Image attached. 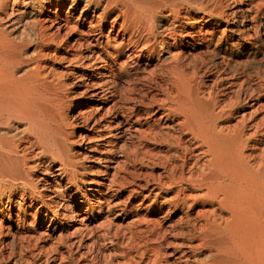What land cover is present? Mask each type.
<instances>
[{
	"label": "bare ground",
	"instance_id": "1",
	"mask_svg": "<svg viewBox=\"0 0 264 264\" xmlns=\"http://www.w3.org/2000/svg\"><path fill=\"white\" fill-rule=\"evenodd\" d=\"M212 70L228 102L200 80ZM167 119L168 147L184 133L198 154H164L141 193L159 154L114 168V151L128 131L146 153ZM114 208L131 215L127 261L151 228L148 264H264V0H0V264H95ZM176 212L190 227L173 258Z\"/></svg>",
	"mask_w": 264,
	"mask_h": 264
},
{
	"label": "rangeland",
	"instance_id": "2",
	"mask_svg": "<svg viewBox=\"0 0 264 264\" xmlns=\"http://www.w3.org/2000/svg\"><path fill=\"white\" fill-rule=\"evenodd\" d=\"M206 62H208V61L205 60L204 63H206ZM220 76L221 75L218 72H215V71L212 70V71H210V73L209 72L208 73L205 72L204 74L202 73L201 76H200V80L203 81L207 85V87L210 88L212 90V92H214L217 95V97L224 99V103H225V102H228L227 101L228 98L224 97V96L222 97L221 90L217 88V84L224 83L226 81V78L225 79L223 78V79L220 80V78H219ZM166 121H167L166 122L167 124H165L162 127L159 126V124L158 125L157 124L154 125V127H155V129H156V131L158 133L154 136V138L149 139L148 141L145 142L146 153H144V151L141 150V148H136L135 150H132V147H131V140H132L131 139V135L133 134V132H128V131H126L125 133H129V134H125L126 136L124 138V141H121L122 144L119 142L118 146L116 147V149L114 151V154H118L120 156V157H118V156L116 157L117 162L114 165V168H116V165H118V164L121 165V164H123L125 162V161L122 160V158L125 159L127 157L131 161V159L133 160L136 155H138V160H140L139 159V158H141L140 154H147V152H148V154H159V155L161 154L160 156L159 155L158 156L157 155L156 156L153 155V156L150 157L149 161H144V166L142 168H140L139 165L137 166V167H139L141 169L142 172L139 174V176H137L135 178L136 179L135 180L136 184L138 182V184H137L138 186L136 185L135 187L141 193H146L145 189L146 188L148 189V187L150 188V186L153 183V181L155 180V178H157L158 173L161 172L160 169L164 165H167L168 160H167L166 157H165L166 159L164 158V154H176V153L177 154H198L197 153L198 150L195 149L194 146L188 141V136H186L187 134H184V133L180 135V136H182L181 137L182 144H181V146L178 149L177 148H173L171 145L168 147V145L166 143L167 135H169V136L175 135V134H178L179 131L177 130V127H175V125L173 124V123H175L174 120L167 119ZM175 128H176L177 131L175 130ZM173 132H174V134H173ZM170 133H172V134H170ZM163 139H164V141H163ZM188 143H190V144H188ZM100 147H103L102 144H101ZM171 147H172L173 150L171 149ZM102 150H100L101 153L97 152L95 150H89L88 152L86 151L87 152L86 154H108L107 151H104L105 149L103 151ZM134 154H135V156H134ZM135 159H137V156H136ZM165 160H167L166 164L164 162ZM106 161L107 160H105V161L101 160V161L98 162L99 164H97V165H100L102 163H106ZM161 161L164 162V163H162ZM89 162H90V159H89ZM145 162H146V164H145ZM146 170H152L153 173H154V174H152L153 177L152 176L143 175V172H145ZM111 171H113V170H110V172ZM85 172H86L85 173V180L87 182V180H88L87 178L89 176V173H91V172L88 169ZM141 174L143 176H141ZM161 179L162 180L163 179L166 180V178L163 177V176L161 177ZM127 194L128 193L126 192V190H124V192L121 193V195H123L122 199H124V202L126 203V206H128V207L129 206L131 207V205L133 203L134 204L139 203V201H141V199H142L140 194H135L136 196L135 195H130L129 197L127 196ZM176 214H177V212L173 213V214H170L171 216L168 218L169 220H171L172 225L174 224L173 226L172 225L171 226L168 225L166 227L167 223L164 224V226L166 228H168L170 232L169 233L166 232L164 234L165 238H163L164 241H162L163 242V245H162L163 248L162 249L167 251L168 255L172 254L173 258L179 255V253H180L179 251L187 250L186 244H185L186 240L183 239V236L186 234L185 232L188 230V227H190L189 222H187V221L178 222ZM106 218L116 222V224H117V226H115V227H118V228L116 229V233L114 234V238L117 240V243L115 245H113V246H109L108 239L106 237H104L101 233L98 234L99 231L102 230V228H97V229L95 228L94 229L93 226H91L92 230L94 229L93 230V236L95 237V243L94 244L96 245V247L94 246L93 249L91 248V252H93V254L96 257L95 261L97 260L95 262V264L96 263L97 264H148L151 261V259H150V258H152L151 256H153L154 253L157 255V253H156L157 250L154 249L155 247H153V245H155V242L157 241V239L154 236V234L151 232L152 231V230H150L151 228H145V229H142L140 231L142 233L141 236H140L141 239L139 241L137 240L138 242L141 241L140 242L141 245L137 241H135V243L137 245L138 244L139 245L136 246L135 248L132 247V248H134V251H133L132 248H130V250H129L130 256L129 257L131 258V260L128 257V261H127L125 258H123V256L121 255V253H120L118 248L121 245V243L125 241L126 237L128 236V233H129V231L131 229L130 228V224H129L130 223V219H131V215L128 212H125V214H123V213L119 212L117 208H114V209H111L110 211L109 210L105 211L100 219L102 221H104ZM191 221L195 222L196 224L198 222L197 219L194 218V217L191 218L190 224L192 223ZM85 222L90 224V225L92 224L91 220H89V218L84 220V223ZM112 229H114V228H112ZM146 229L149 230L150 234H149V232H147ZM171 231L175 232V233L173 234ZM152 235H153V237H152ZM146 236H148V238ZM142 237H144V238H142ZM151 237H152V239L154 237L155 238L152 240ZM142 239H144V240H142ZM146 239H147V241H146ZM53 240H55L54 237H53ZM99 241H101V242H99ZM183 244H185V245H183ZM97 245L98 246L100 245V246L97 247ZM151 245H152L153 248L151 247ZM96 248H98V251L96 250ZM141 249H143V250H141ZM152 249H153V251H152ZM154 250H156V251H154ZM155 254H154V256H155ZM170 255H169V257H170ZM173 258H170V259H173ZM175 259H178V258H175ZM123 260L125 261V263L123 262ZM176 261H178V260H176ZM188 261L190 263V260H188ZM178 264H183V263H182L181 260H179Z\"/></svg>",
	"mask_w": 264,
	"mask_h": 264
}]
</instances>
